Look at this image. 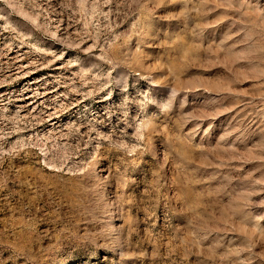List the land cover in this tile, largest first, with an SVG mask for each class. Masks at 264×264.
Masks as SVG:
<instances>
[{
    "label": "rangeland",
    "instance_id": "rangeland-1",
    "mask_svg": "<svg viewBox=\"0 0 264 264\" xmlns=\"http://www.w3.org/2000/svg\"><path fill=\"white\" fill-rule=\"evenodd\" d=\"M0 264H264V0H0Z\"/></svg>",
    "mask_w": 264,
    "mask_h": 264
}]
</instances>
